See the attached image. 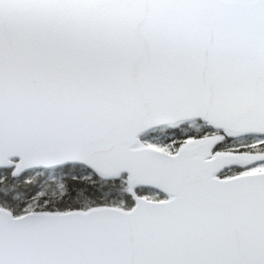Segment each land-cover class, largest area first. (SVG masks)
<instances>
[{"label": "snow or ice", "instance_id": "6c2138e0", "mask_svg": "<svg viewBox=\"0 0 264 264\" xmlns=\"http://www.w3.org/2000/svg\"><path fill=\"white\" fill-rule=\"evenodd\" d=\"M0 264H264V0H0Z\"/></svg>", "mask_w": 264, "mask_h": 264}]
</instances>
